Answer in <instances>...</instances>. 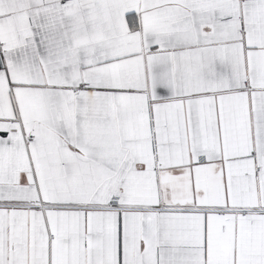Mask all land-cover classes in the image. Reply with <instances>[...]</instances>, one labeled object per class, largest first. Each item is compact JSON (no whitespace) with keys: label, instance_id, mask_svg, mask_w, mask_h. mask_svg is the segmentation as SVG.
<instances>
[{"label":"snow or ice","instance_id":"snow-or-ice-1","mask_svg":"<svg viewBox=\"0 0 264 264\" xmlns=\"http://www.w3.org/2000/svg\"><path fill=\"white\" fill-rule=\"evenodd\" d=\"M0 264H264V0H0Z\"/></svg>","mask_w":264,"mask_h":264}]
</instances>
